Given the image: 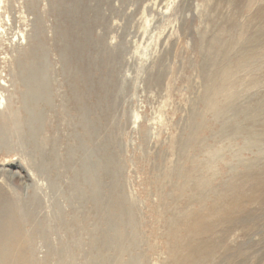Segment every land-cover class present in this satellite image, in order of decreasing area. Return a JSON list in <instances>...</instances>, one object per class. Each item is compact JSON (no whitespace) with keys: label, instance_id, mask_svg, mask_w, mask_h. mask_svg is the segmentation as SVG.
I'll return each mask as SVG.
<instances>
[{"label":"rangeland","instance_id":"rangeland-1","mask_svg":"<svg viewBox=\"0 0 264 264\" xmlns=\"http://www.w3.org/2000/svg\"><path fill=\"white\" fill-rule=\"evenodd\" d=\"M2 5L0 203L30 264H264V0Z\"/></svg>","mask_w":264,"mask_h":264},{"label":"bare ground","instance_id":"bare-ground-1","mask_svg":"<svg viewBox=\"0 0 264 264\" xmlns=\"http://www.w3.org/2000/svg\"><path fill=\"white\" fill-rule=\"evenodd\" d=\"M5 1V0H4ZM3 3V0H0V41H5L4 40V37H7L8 34L7 32L9 30H11L12 28V23L10 22V17L8 16V10H7V6L5 7L4 5H2ZM12 19V18H11ZM8 29H7V28ZM17 32V31H16ZM27 35H25L24 31L23 30H18V33H14L12 38H15L17 39L18 41L21 39H24L26 38ZM13 39L12 41L11 40H8L10 42V45L12 44V42H14ZM1 47V46H0ZM5 50H7V46L5 48ZM27 58V57H26ZM27 68V67H26ZM19 72V71H18ZM34 74V75H33ZM36 74V75H35ZM37 74H38V70L36 69H29L26 71L24 77H22L23 79L25 78L28 82L30 83V86L31 87V90H37L39 88L38 86V80H36V78H40V77H37ZM40 76V75H39ZM35 79V80H34ZM42 80V79H41ZM45 80V79H44ZM0 90H2V92L5 91V84H6V81L4 79H2V77L0 76ZM40 81V80H39ZM38 82V83H37ZM42 86V85H41ZM41 90V89H40ZM39 91V89H38ZM32 94V93H31ZM6 96H4L3 94H0V106H4V104L6 103L7 99L8 98H5ZM40 102V101H39ZM81 110V108H80ZM82 111V110H81ZM81 113V112H80ZM91 138V137H90ZM111 146V145H110ZM118 166V165H117ZM91 175V174H90ZM105 175V174H104ZM88 176V175H87ZM107 176V175H106ZM112 177V176H111ZM103 178V177H102ZM106 178V177H105ZM111 180V178H110ZM89 181H91V179H89ZM114 181V180H113ZM54 182V181H53ZM102 189V188H101ZM119 190V189H118ZM99 191V190H98ZM98 194V193H97ZM107 194V193H106ZM99 195V194H98ZM117 196V195H116ZM118 201L119 198L117 199ZM115 207H112L113 208H116L118 210L121 211V214L122 213H125V212H122L120 206L118 205V202L116 201L115 202ZM5 205L1 204L0 203V264H30V258H29V255L27 253V244L25 243L27 241L26 237H25V234H24V229L26 227V225L24 227H21L22 226V223L21 222H18L16 220H14L12 217L8 216L9 214V211H8V208L5 209L4 208ZM96 207V206H95ZM99 212H100V215L102 216H107L111 213L113 214L111 211H109L111 209V207L109 206V209L106 207V208H101V206L99 205ZM124 208V207H123ZM111 209V210H112ZM114 211V210H112ZM98 212V211H97ZM110 212V213H109ZM119 212V211H118ZM128 213V212H127ZM126 214V213H125ZM118 215V213H117ZM112 216V215H111ZM114 216V215H113ZM125 217V215H122ZM82 217V216H81ZM128 217V216H127ZM81 219V218H80ZM109 219V218H107ZM119 219H120V214H119ZM119 219L116 218L115 219V223L117 225H120V222H119ZM125 219V218H124ZM129 219V218H128ZM127 219V220H128ZM102 220V219H101ZM104 221H105V218H104ZM123 221V220H122ZM86 224V223H85ZM123 224V223H122ZM121 224V225H122ZM114 225V224H113ZM124 225V224H123ZM130 225V224H129ZM134 225V224H133ZM126 226V225H125ZM130 227V226H129ZM132 227V226H131ZM134 227H136L134 225ZM122 227L120 226V229ZM127 228V227H126ZM126 228H125V231H126ZM133 228V227H132ZM23 229V231H22ZM32 229V228H31ZM30 229V230H31ZM34 229V228H33ZM136 229V228H134ZM124 230V229H123ZM122 230V231H123ZM128 230V229H127ZM132 230V229H131ZM28 231V230H27ZM26 231V232H27ZM87 231V230H85ZM129 231V230H128ZM136 231V230H135ZM31 233H32V230H31ZM90 233V232H89ZM116 233V231H115ZM124 233V232H123ZM122 233V234H123ZM28 234V232H27ZM87 234V233H86ZM130 234V231L129 233ZM132 234V233H131ZM136 234V233H135ZM112 235V234H111ZM134 235V234H133ZM33 236V235H32ZM102 236V235H101ZM114 236L115 239H117L116 241H119V243L122 241L121 238L119 236H116V235H112ZM116 236V237H115ZM121 236H124L121 235ZM129 236V235H128ZM131 236V235H130ZM95 237V236H94ZM106 237V235H105ZM109 237V235H108ZM134 237V236H132ZM101 237H99L100 239ZM111 238V236H110ZM113 238V237H112ZM130 238V237H129ZM95 239V238H94ZM107 239V237H106ZM114 239V240H115ZM119 239V240H118ZM125 238H123L124 240ZM127 239V238H126ZM132 239V238H131ZM30 240V239H29ZM101 240V239H100ZM135 240V239H133ZM102 241V240H101ZM103 241H106V240H103ZM127 241V240H126ZM30 242V241H29ZM107 242V241H106ZM106 242L104 244H106ZM110 242V241H109ZM107 242V243H109ZM113 242V239L112 241ZM124 242V241H123ZM103 243V242H102ZM135 243V242H134ZM109 244H113V243H109ZM117 244V243H116ZM124 244V243H123ZM122 244V245H123ZM137 244V243H136ZM29 246V245H28ZM101 246V245H99ZM104 246L105 248V245H102ZM101 246V247H102ZM116 246V245H115ZM128 246V244H127ZM110 247V245L108 246ZM117 247V246H116ZM115 247V250L113 251H116L114 254L115 256H119L120 257V254L123 252L122 251V246H118V249H116ZM130 248V246H129ZM128 248V249H129ZM81 249V248H80ZM113 249V248H112ZM135 249V248H134ZM131 250H133V246H131ZM130 250V251H131ZM68 251V250H67ZM129 251V252H130ZM134 251V250H133ZM132 251V252H133ZM113 254V255H114ZM127 254V253H126ZM129 254V253H128ZM130 255V254H129ZM114 257V256H113ZM130 258V256H129ZM133 258V257H132ZM94 259V258H93ZM136 259V258H135ZM99 264H108L109 263V260L105 259V258H102L100 257L99 259ZM118 260V259H117ZM128 260V259H127ZM134 261V259H132ZM121 261V260H120ZM123 262V261H122ZM33 263V262H32ZM121 263V262H120ZM126 263V262H125ZM126 264H132V263H126Z\"/></svg>","mask_w":264,"mask_h":264}]
</instances>
